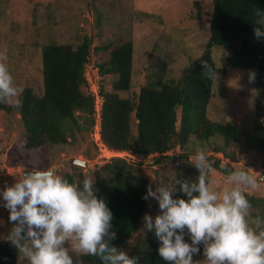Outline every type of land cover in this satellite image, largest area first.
Listing matches in <instances>:
<instances>
[{
	"label": "trees",
	"instance_id": "16d2710c",
	"mask_svg": "<svg viewBox=\"0 0 264 264\" xmlns=\"http://www.w3.org/2000/svg\"><path fill=\"white\" fill-rule=\"evenodd\" d=\"M256 9L264 11V0H213L210 38L201 57L184 70L179 80H167L165 69H160L133 98L128 96L133 78L134 42L131 38L121 40L98 66L104 97L101 140L105 147L114 152L131 153L139 160L156 155L162 157L179 149L175 157L183 161L179 163L178 179H195L199 173L187 162L197 143L220 133L228 147L238 138L236 126L215 124L208 118L214 79L203 74L204 63L213 69L215 76L226 75L227 68L255 70L257 86L264 89V38L257 39L254 35ZM92 42V36H84L76 47L72 44L46 46L42 51L43 94L36 96L32 88H26L20 97L22 107L13 109L0 104V114H16L24 128L19 153L28 170L51 167L42 150L47 145L67 143L66 130L70 123L80 125L78 113L94 126V98L85 91L84 78ZM215 47L232 50L226 59V68L216 66ZM110 48L111 45L97 48L96 53L102 54ZM108 76L116 78L109 92L104 82ZM253 128L254 136L248 138V143L262 158L264 167V100L255 105ZM213 153L223 154V158L209 156L212 169L226 176L237 171L233 157L224 163L228 155L223 149L215 148ZM87 158L95 159L88 153ZM70 167L73 172L62 173L69 183L84 177L82 167L73 164ZM138 171L134 162L118 157L94 171L96 195L105 200L114 217L112 231L116 232L117 239L112 244L126 252L129 250L127 241L140 231L142 217L150 212L149 202L142 197L149 184L155 189L152 181L140 176ZM246 198L263 218L264 197L246 195ZM187 241L191 243L190 238ZM158 247L155 232L151 231L143 242L129 250L128 255L136 258L137 264H167L159 256ZM200 248L202 252L203 245ZM17 255L10 243L0 242V264H18ZM80 259L83 264H101L94 256H81Z\"/></svg>",
	"mask_w": 264,
	"mask_h": 264
},
{
	"label": "rangeland",
	"instance_id": "374dc122",
	"mask_svg": "<svg viewBox=\"0 0 264 264\" xmlns=\"http://www.w3.org/2000/svg\"><path fill=\"white\" fill-rule=\"evenodd\" d=\"M212 12L213 0H0V52L7 51V64L15 83L24 90L32 88L36 96H41L44 92L42 51L46 46L72 44L76 47L84 36H92L89 58L98 67L121 40L131 38L134 42V61L131 94L128 97L133 98L160 69H165L167 80H179L184 70L201 57L210 38ZM109 45L110 50L96 53L97 48ZM231 54V49L213 48L216 66L226 68V59ZM249 72L227 68L226 75L215 76L207 108L208 118L213 123H230L237 127V140L226 147L225 138L216 133L210 140L197 144L206 150L207 157L215 155V148L223 149L228 155L224 163L233 157L236 170H247L256 178L264 176V167L262 158L250 147L248 138L254 136L255 105L264 100V89L257 86L256 76L250 82ZM115 79L108 76L104 80L108 92L112 90ZM77 115L80 125L70 123L66 130L67 143L47 145L42 150L45 161L57 175L62 177L63 172H73L70 165L74 159H79L88 163L82 175L95 182L96 169L114 158L125 157L137 165L138 174L149 178L154 187L167 184L174 176L178 178L179 163L183 160L175 156L180 152L145 160H139L131 153L107 154L109 149L106 152L95 141L94 126L91 127L82 114ZM23 140L24 128L18 116L0 114V189L5 182L10 186L28 171L19 153ZM87 153L94 155L95 159L89 160ZM215 156L223 158V154ZM209 176L214 189L232 187L227 176L219 171L212 169ZM242 187L245 195L264 197V181H257L255 188ZM173 198H177V194ZM148 213L153 217L160 214L157 202L151 201ZM257 213L252 209L253 217L259 216ZM8 215L7 210L0 207V242L4 241L2 237L12 227L8 223ZM147 233L135 236V245L143 242ZM185 240L188 242L186 237ZM132 248L129 246L128 249ZM203 258V251L193 257L194 261Z\"/></svg>",
	"mask_w": 264,
	"mask_h": 264
},
{
	"label": "clouds",
	"instance_id": "9594fccd",
	"mask_svg": "<svg viewBox=\"0 0 264 264\" xmlns=\"http://www.w3.org/2000/svg\"><path fill=\"white\" fill-rule=\"evenodd\" d=\"M255 16L254 35L261 39L264 11L256 9ZM7 60V51L0 52V104L18 109L24 89L15 83ZM203 74L215 78L206 62ZM255 76L250 70V82ZM187 163L198 171L195 179L174 176L155 189L148 185L142 199L149 208L151 201L157 202L160 214L145 213L143 227L127 244L134 246L135 236L154 230L158 254L167 264H264V218L251 215L242 187L255 188L256 179L245 171H231L227 180L232 187L214 189L212 165L199 144ZM94 184L87 176L69 183L51 168H32L10 186L5 182L0 207L9 213L12 227L2 238L17 251L18 264H83L81 256L97 257L101 264H137L112 244L117 239L114 217L105 200L97 197ZM201 245L204 258L194 261Z\"/></svg>",
	"mask_w": 264,
	"mask_h": 264
},
{
	"label": "built area",
	"instance_id": "2783aa9c",
	"mask_svg": "<svg viewBox=\"0 0 264 264\" xmlns=\"http://www.w3.org/2000/svg\"><path fill=\"white\" fill-rule=\"evenodd\" d=\"M84 78L86 81V92L88 95L94 98L93 117L95 119V124H94V131L96 135L95 141L97 142V144L100 143L103 148L107 149L101 140V115H102V109H103V104H104V97L102 96V93H101L102 77L100 75L99 68L90 62V58H88V62L85 65ZM179 151H180L179 149H176V152H179ZM118 153H127V152H118Z\"/></svg>",
	"mask_w": 264,
	"mask_h": 264
},
{
	"label": "water",
	"instance_id": "95a60500",
	"mask_svg": "<svg viewBox=\"0 0 264 264\" xmlns=\"http://www.w3.org/2000/svg\"><path fill=\"white\" fill-rule=\"evenodd\" d=\"M77 161L79 163H77ZM72 163H73V165L78 166V167H82V168H87L88 167V163L86 161H83V160L74 159ZM255 179H256V181H264V176L263 175H259Z\"/></svg>",
	"mask_w": 264,
	"mask_h": 264
},
{
	"label": "bare ground",
	"instance_id": "6f19581e",
	"mask_svg": "<svg viewBox=\"0 0 264 264\" xmlns=\"http://www.w3.org/2000/svg\"><path fill=\"white\" fill-rule=\"evenodd\" d=\"M106 150H107V149H106ZM104 152H105V151H104ZM106 152H108V150H107ZM106 152H105V153H106ZM112 152L115 153L114 151L109 150V152H108L107 154H112ZM107 154L105 155L106 157L108 156Z\"/></svg>",
	"mask_w": 264,
	"mask_h": 264
},
{
	"label": "crops",
	"instance_id": "0c3cea01",
	"mask_svg": "<svg viewBox=\"0 0 264 264\" xmlns=\"http://www.w3.org/2000/svg\"><path fill=\"white\" fill-rule=\"evenodd\" d=\"M188 238H189V237H188V236H186V239H187V240H188Z\"/></svg>",
	"mask_w": 264,
	"mask_h": 264
}]
</instances>
